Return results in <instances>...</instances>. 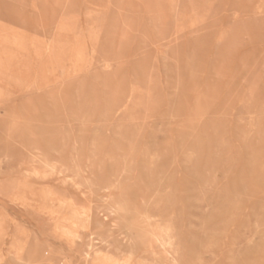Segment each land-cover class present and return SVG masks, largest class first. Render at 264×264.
I'll use <instances>...</instances> for the list:
<instances>
[{
    "label": "rangeland",
    "instance_id": "374dc122",
    "mask_svg": "<svg viewBox=\"0 0 264 264\" xmlns=\"http://www.w3.org/2000/svg\"><path fill=\"white\" fill-rule=\"evenodd\" d=\"M0 264H264V0H0Z\"/></svg>",
    "mask_w": 264,
    "mask_h": 264
},
{
    "label": "bare ground",
    "instance_id": "6f19581e",
    "mask_svg": "<svg viewBox=\"0 0 264 264\" xmlns=\"http://www.w3.org/2000/svg\"><path fill=\"white\" fill-rule=\"evenodd\" d=\"M92 244H93V243H92ZM95 246H96V245H95ZM89 247H90V246H89ZM94 248H95V247H94ZM89 249H90V248H89ZM90 251H91V250H90ZM90 251H88V252L90 253ZM88 252H87V253H88ZM163 252H164V251H163ZM89 253H88V254H89ZM155 254H156V253H155ZM89 255H90V254H89ZM87 256H88V255H87ZM87 258H90V257H87ZM157 258H158V257H157ZM86 260H87V259H86ZM87 261H88V260H87Z\"/></svg>",
    "mask_w": 264,
    "mask_h": 264
}]
</instances>
